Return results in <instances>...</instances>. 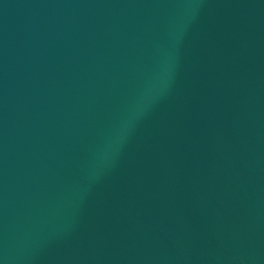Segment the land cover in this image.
Wrapping results in <instances>:
<instances>
[{
  "label": "water",
  "instance_id": "1",
  "mask_svg": "<svg viewBox=\"0 0 264 264\" xmlns=\"http://www.w3.org/2000/svg\"><path fill=\"white\" fill-rule=\"evenodd\" d=\"M0 264H264V0H0Z\"/></svg>",
  "mask_w": 264,
  "mask_h": 264
}]
</instances>
